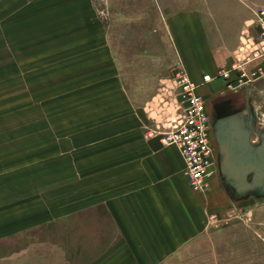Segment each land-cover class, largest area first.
I'll list each match as a JSON object with an SVG mask.
<instances>
[{"label": "rangeland", "instance_id": "rangeland-1", "mask_svg": "<svg viewBox=\"0 0 264 264\" xmlns=\"http://www.w3.org/2000/svg\"><path fill=\"white\" fill-rule=\"evenodd\" d=\"M110 3L0 0L1 264L28 246L34 223L106 201L109 184L121 183L112 170L130 139L160 122L155 116H170L151 101L158 80L147 60L155 50L141 49L132 19ZM158 43L166 69L175 62L169 35ZM183 68L179 62L174 75ZM258 82L263 88L264 77L244 87ZM254 97L264 126V95ZM226 195L195 239L160 264H264V191Z\"/></svg>", "mask_w": 264, "mask_h": 264}, {"label": "crops", "instance_id": "crops-1", "mask_svg": "<svg viewBox=\"0 0 264 264\" xmlns=\"http://www.w3.org/2000/svg\"><path fill=\"white\" fill-rule=\"evenodd\" d=\"M108 2L132 19L141 49L155 50V61L147 60L150 78L158 80L151 101L161 100L169 108L166 115L179 99L173 73L179 62L199 84L215 150L209 189L200 192L189 185L185 159L176 146H164L158 137L142 132L130 139L122 166L114 165L113 175L122 180L109 184L108 199L34 223L27 230L33 238L26 248L12 250L10 264H160L195 239L197 225L208 211L221 207L228 192L264 191V126L254 97L264 95V86L258 82L233 90L221 78L204 82L206 74L215 76L220 67L234 63L245 34L256 35L254 11L264 0ZM164 34L175 54L166 69L157 52ZM151 101L146 113L153 111ZM15 231L13 238L20 236ZM41 231L42 243L37 236Z\"/></svg>", "mask_w": 264, "mask_h": 264}, {"label": "built area", "instance_id": "built-area-1", "mask_svg": "<svg viewBox=\"0 0 264 264\" xmlns=\"http://www.w3.org/2000/svg\"><path fill=\"white\" fill-rule=\"evenodd\" d=\"M254 13L252 25L257 30L256 35L245 34L234 63L220 67L215 76L206 74L205 83L221 78L234 90L264 77V7ZM174 82L179 99L172 116L157 122L145 136L158 137L164 146H176L185 159L189 185L195 191L206 192L215 164L211 116L206 101L198 92L199 84L186 68L177 71Z\"/></svg>", "mask_w": 264, "mask_h": 264}, {"label": "water", "instance_id": "water-1", "mask_svg": "<svg viewBox=\"0 0 264 264\" xmlns=\"http://www.w3.org/2000/svg\"><path fill=\"white\" fill-rule=\"evenodd\" d=\"M255 171H257V172H258V170H255Z\"/></svg>", "mask_w": 264, "mask_h": 264}]
</instances>
